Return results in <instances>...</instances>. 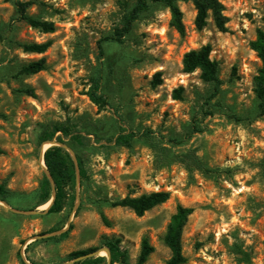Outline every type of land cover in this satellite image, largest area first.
<instances>
[{
    "label": "rangeland",
    "instance_id": "rangeland-1",
    "mask_svg": "<svg viewBox=\"0 0 264 264\" xmlns=\"http://www.w3.org/2000/svg\"><path fill=\"white\" fill-rule=\"evenodd\" d=\"M14 1L0 0V185L10 192L8 203L0 201V264H65L71 252L101 249L104 236L120 239L130 264L145 236L154 247L147 264H165L170 252L161 237L178 204L193 209L181 239L185 264H246L237 248L251 264H264V116H258L252 92L261 64L249 47L256 31H264V0H221L225 33L210 17L196 30L193 5L180 2L184 36L170 27L169 11L153 5L124 43L104 42L102 56L98 41L134 0H18L30 3V15L52 22L51 33L19 22ZM46 41L51 45L42 54L19 46ZM207 44L222 82L211 100L212 87L199 72L182 71L183 55ZM41 58L44 71L20 74L23 65ZM99 72L101 92L123 126L151 131L168 152L157 155L145 138L136 139L131 149L66 140L64 145L81 157L88 181L78 183L72 208L68 204L58 214H46L47 202L32 209L45 175L42 151L51 146H38L41 125L70 118L91 138L118 133L111 111L87 95L91 77ZM158 72L160 83L154 80ZM179 87L182 99L174 100ZM188 154L215 170L211 177L188 172L175 158ZM154 191L168 192L169 200L141 217L107 203Z\"/></svg>",
    "mask_w": 264,
    "mask_h": 264
},
{
    "label": "trees",
    "instance_id": "trees-1",
    "mask_svg": "<svg viewBox=\"0 0 264 264\" xmlns=\"http://www.w3.org/2000/svg\"><path fill=\"white\" fill-rule=\"evenodd\" d=\"M180 2H190L195 9L194 26L196 30L200 31L207 25V20L210 17L216 29L220 32H227L226 23L227 18L224 16V6L221 0H134L133 5L126 10L118 24L113 28L112 32L98 41L99 55H103L104 42H111L116 44L124 43L125 38L132 31L134 23L140 18L142 14L147 12L153 5H160L166 8L170 14L169 25L180 36L185 34V26L183 24V14L178 6ZM16 7L17 20L23 24L37 29L43 33H51L54 30L52 22L40 20L37 17L30 15L27 12L29 2L14 1ZM51 45V41L43 43H22L19 46L25 53L42 54ZM250 49L256 54L260 61V67L257 74L252 79V92L257 100L258 116H264V31L258 29L256 31L255 39L249 44ZM211 47L204 45L198 49L186 52L182 57V71L184 73L199 72L200 80L209 84L212 87L208 100L213 99L220 91L222 84L219 79V69L217 63L210 58ZM46 69L45 59L41 58L36 61H31L23 65L20 69V74L29 76L37 74ZM160 72L154 75L156 83H160ZM91 86L87 95L90 101L100 108H107L114 115L118 123V133L114 137L101 138L94 136L91 138L88 135L82 134L78 129V124L73 122L70 118H66L63 122H50L41 125L37 137L38 146L45 142L55 141L62 145L66 140L73 142L78 146H88L93 144H100L105 147L109 144L115 146L131 149L135 140L138 138H145L150 148L159 156L165 157L168 150L166 147H160L154 140L152 132L145 130L143 132L126 129L121 118L117 112L110 106L107 97L101 92L102 76L100 72L90 79ZM183 88L179 87L173 90L172 97L174 100H181ZM28 96L34 97L31 89L23 90ZM236 122L243 121L242 118L232 116ZM195 132H199V128H194ZM0 153H2L0 151ZM78 166L79 182L84 183L88 181L83 161L80 156L75 155ZM178 162L183 163L188 172L198 171L204 177H211L215 170L206 167L194 154L175 156ZM43 161L45 168L52 179L55 197L49 207L44 210L46 214H58L70 204L71 208L76 199V171L75 165L70 154L62 147L51 146L47 148L43 154ZM51 183L44 175L38 189L34 193L36 202L32 209L43 205L51 200ZM10 192L5 189L4 185H0V201L8 203ZM170 194L165 191H154L150 193H143L138 196L130 194L123 198L114 201H108V206L111 208H126L132 211L137 217L143 216L146 212L155 207L164 204L169 200ZM193 213L190 207H184L180 204L176 206L175 212L171 215L166 226L165 232L161 237L163 245L169 250L170 256L165 261V264H185L186 257L182 252V233L187 223L189 216ZM99 215L102 223L106 227L111 226V222L99 210ZM66 236V233L61 237ZM119 238L102 237L101 247L106 248L110 254V264H130L126 250L121 247ZM96 248H88L86 250L74 251L67 255V260L72 261L76 258L94 252ZM154 252V247L150 244L147 237H142L140 241L139 253L135 264H147L150 255ZM237 253L240 254L239 261L251 264L248 254L237 248ZM31 264H35L30 262ZM22 264H25L22 262ZM71 264H106V258L103 256H95L81 261H75Z\"/></svg>",
    "mask_w": 264,
    "mask_h": 264
},
{
    "label": "water",
    "instance_id": "water-1",
    "mask_svg": "<svg viewBox=\"0 0 264 264\" xmlns=\"http://www.w3.org/2000/svg\"><path fill=\"white\" fill-rule=\"evenodd\" d=\"M46 143L50 144L51 146H59V147H62V148H64V149L70 154V156L72 157V160H73V162H74V165H75V171H76V187H77V185H78V183H79V176H78V166H77V160H76V156H75V154H74L70 149H68L65 145H62V144H60V143H58V142L51 141V142H45L44 144H46ZM44 144H43V145H44ZM43 145H42V146H43ZM51 146H50V147H51ZM44 152H45V150L42 151L43 154H44ZM45 176L49 179V181H50V183H51V187H52V191H51V200L48 202V206H47V208H48L49 205L52 203L54 197H55V192H54V188H53V182H52V179L50 178V176H49V174H48L46 168H45ZM76 196H77V193H76ZM76 198H77V197H76ZM1 202H3V201H1ZM3 203H4V202H3ZM4 204H5V203H4ZM47 208H46V209H47ZM101 251H103V252L105 253L106 264H110V254H109V251H108L106 248H101V249L96 250V251H94V252H90V253H88V254H86V255H83V256H80V257L76 258L75 260L68 261V262L65 263V264H71V263H73V262H75V261H81V260H84V259H87V258L95 257V256H96L99 252H101Z\"/></svg>",
    "mask_w": 264,
    "mask_h": 264
},
{
    "label": "bare ground",
    "instance_id": "bare-ground-1",
    "mask_svg": "<svg viewBox=\"0 0 264 264\" xmlns=\"http://www.w3.org/2000/svg\"><path fill=\"white\" fill-rule=\"evenodd\" d=\"M45 206H48V205H45Z\"/></svg>",
    "mask_w": 264,
    "mask_h": 264
}]
</instances>
